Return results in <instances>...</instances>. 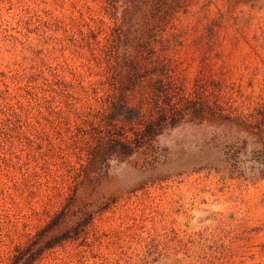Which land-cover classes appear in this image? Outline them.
Instances as JSON below:
<instances>
[{
	"label": "rangeland",
	"instance_id": "obj_1",
	"mask_svg": "<svg viewBox=\"0 0 264 264\" xmlns=\"http://www.w3.org/2000/svg\"><path fill=\"white\" fill-rule=\"evenodd\" d=\"M183 5L158 39L171 40L163 55L188 89L203 80L234 116L264 104V0ZM116 25L132 39L143 14L112 15L102 0H0V264L67 203L77 180L69 165L79 162L68 148L69 106L87 104L85 89L104 80L97 42ZM237 138L241 146L246 135L187 119L154 149L80 184L46 237L74 239L35 264H264V178L251 139L245 176L231 175L224 153Z\"/></svg>",
	"mask_w": 264,
	"mask_h": 264
},
{
	"label": "trees",
	"instance_id": "obj_2",
	"mask_svg": "<svg viewBox=\"0 0 264 264\" xmlns=\"http://www.w3.org/2000/svg\"><path fill=\"white\" fill-rule=\"evenodd\" d=\"M185 0H102L105 10L116 14L119 9L131 17L143 14L144 27L134 38L119 26L109 27L103 39L97 42L105 64L104 80L85 89L87 104L74 110L76 122L68 128V148L78 158V166L69 165L75 173L74 186H69L67 203L52 219L28 241L16 246L10 264H35L45 252L74 239L65 232L46 241L77 202V187L85 182L99 181L114 164L124 163L154 143L168 130L187 121L227 126L246 135L242 145L239 139L226 146V162L232 176L244 177L242 153H246L249 139L252 144L250 159L257 163V175L264 178V104L245 115H235L230 109L211 97L207 85L195 79L188 89L179 72L178 62L163 55L170 49L171 40L158 39L184 7ZM94 35V33H93ZM166 42V44H165ZM161 48L158 49V45ZM98 85L100 87H98ZM93 101V102H91ZM253 167V169H255ZM89 222L80 223L77 235Z\"/></svg>",
	"mask_w": 264,
	"mask_h": 264
}]
</instances>
